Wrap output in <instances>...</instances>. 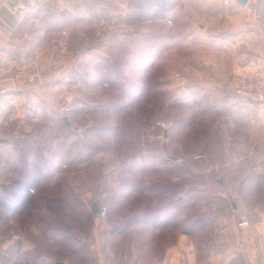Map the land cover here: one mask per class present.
Masks as SVG:
<instances>
[{
  "label": "rangeland",
  "instance_id": "obj_1",
  "mask_svg": "<svg viewBox=\"0 0 264 264\" xmlns=\"http://www.w3.org/2000/svg\"><path fill=\"white\" fill-rule=\"evenodd\" d=\"M196 1L42 0L24 11L22 52L0 76L19 74L18 91L40 92L6 108L12 118L5 128L0 108V138L12 146L2 151L0 142V179L8 176L3 166L9 160L23 165L25 175L16 170V182L27 174L38 180L27 192L35 199L16 204L20 213L0 228V264L6 263L2 243L13 231L38 245L33 261L52 247L72 264L94 263L88 245L158 247L193 226L198 232L190 239L203 245L213 214L232 210L228 192L237 188L247 199L253 188L264 190L254 172L261 155L250 152L258 139L242 130L234 106L233 78L242 72L226 68L232 52L218 45L227 42L199 38L212 32L206 23L214 15ZM214 76L221 79L216 84ZM30 159L41 171L27 164ZM245 160L251 168L239 166ZM162 162L169 166L160 168ZM13 183L3 192L16 199L24 190ZM93 199L107 206L99 214L109 227L100 241L93 236L96 214L88 212ZM169 206L172 228L159 232L151 216ZM135 213L146 225L142 232L133 227L135 219L113 231ZM67 230L66 248L59 241ZM155 248L144 253L156 258Z\"/></svg>",
  "mask_w": 264,
  "mask_h": 264
},
{
  "label": "crops",
  "instance_id": "obj_2",
  "mask_svg": "<svg viewBox=\"0 0 264 264\" xmlns=\"http://www.w3.org/2000/svg\"><path fill=\"white\" fill-rule=\"evenodd\" d=\"M116 1L120 2V0ZM196 2L205 11H209L211 15H214L211 22L206 23V28H213L212 32L207 33L204 31L197 35L202 38L201 40L209 38L217 41V44L220 40L227 42L218 46L228 48L232 52L230 61L226 63V68L228 67V70L233 72L231 74H238L257 67L264 71V0H250L246 7L235 3L224 5L222 0H198ZM11 4L12 0H0V71L15 64V53L22 52L20 51L22 49L21 35L18 31L23 16L22 14H14L10 9ZM215 78L217 77L214 76L215 84L221 80ZM39 92L37 89L29 92L18 91L4 97L0 103L3 128L12 118L11 114L6 112V108L14 104L17 105L23 102L22 100L31 102L32 97L23 99L24 96L27 93L31 96L33 93ZM236 101L237 104L234 106L238 107L242 114L240 118L242 130L250 132L252 130V134L258 139L257 144L249 151L261 155V161L256 163L254 172L260 178L258 186H264V101H244L239 98ZM57 118V114H54L51 120L57 122L59 120ZM68 121L69 124H65L66 127L72 124V120L68 118ZM2 137V151L10 150L11 143L6 142L5 135ZM9 154H12V152ZM22 166H14V163H10L9 160L8 162L6 160L3 166L4 172L7 171L8 176L0 179V191H2L0 192V228L13 222V214L15 213L13 210L18 209L16 204L19 207L25 205L30 196L27 194L28 188L21 186L23 180L16 182V179H14L16 170L20 171L19 169ZM168 166V162H162L160 168L164 169ZM235 166H238V164H234L232 168H236ZM239 166L242 168L250 167L246 160ZM107 179V177L104 179L106 184ZM13 182H16V184ZM12 183L15 188L24 190L22 193H17L18 198L16 199L6 195V192H10L7 187H10ZM3 190L6 192H3ZM263 191H256L253 188L255 194L248 196L251 199L243 198L237 188L233 189L232 192H228L227 198L231 202L233 201L232 210L223 209L213 214L208 223V226L212 228L211 236L203 245H198V242L196 243L190 239L192 235H196L198 232L195 228L190 232L185 229L180 230L173 244L168 243L167 245H158V247L155 245L156 248L154 245L146 243H132L127 251H124L125 249L121 250L120 248L116 249L117 247L101 245L99 242V245H88L90 250L96 252L93 264H264ZM221 196L222 198L225 197L222 200L225 201L226 195ZM10 204L14 208L10 207ZM88 212L92 213L89 207ZM171 212L172 209L169 206L161 213L158 212L154 217L151 216V220L156 219L154 226L159 232L172 228ZM95 216L96 225L93 236H96L97 241H100V233L105 230L104 233L107 234L106 229L109 227H107L106 220L100 217L99 214ZM242 219H247L249 225L239 226ZM143 224L145 223L136 222L133 227L137 226L140 233L142 229L146 228V225ZM37 246L31 244L30 240L19 235L17 231H13L2 243L1 250L3 258L6 259L5 264H57L56 261L59 259L53 258L51 250L50 253L47 252L48 249L45 250V254L40 253L33 261L32 257L37 251ZM144 248L151 251L158 248V256L155 258L153 252L152 254L148 251L144 253ZM61 261L72 264L67 260Z\"/></svg>",
  "mask_w": 264,
  "mask_h": 264
},
{
  "label": "built area",
  "instance_id": "obj_3",
  "mask_svg": "<svg viewBox=\"0 0 264 264\" xmlns=\"http://www.w3.org/2000/svg\"><path fill=\"white\" fill-rule=\"evenodd\" d=\"M42 0H12L10 6L14 14L21 15L32 5L39 3ZM226 4H230L231 0H225ZM18 74V73H17ZM34 77L31 76L30 79ZM22 81L20 75L15 76H0V100L2 96L10 91H18L22 89ZM233 87L235 94L241 98L251 101H264V71L261 68H253L238 74L233 78ZM107 193H103L106 197ZM102 213H105L107 206L101 203ZM249 221L242 219L239 226H248Z\"/></svg>",
  "mask_w": 264,
  "mask_h": 264
},
{
  "label": "trees",
  "instance_id": "obj_4",
  "mask_svg": "<svg viewBox=\"0 0 264 264\" xmlns=\"http://www.w3.org/2000/svg\"><path fill=\"white\" fill-rule=\"evenodd\" d=\"M31 163V165H34V162H32V160L30 159L28 162H27V164H30ZM26 167H27V165H26ZM34 168H37V170H39V171H41V167H38V165H36V163H35V165L33 166ZM22 168H23V166H22ZM19 169L20 171H21V173L23 174V175H25V173H23V169ZM27 177V180H25V181H23V183L21 184V186H23V187H25V188H28V190L29 189H31L32 188V186L37 182V178L36 177H32L31 175H26ZM118 195H119V197L120 198H126L127 197V195H125V192H120L119 191V193H118ZM31 196V195H30ZM29 196V198H28V201H27V203H29V201H31V200H34L35 199V195H33V196H31L30 197ZM15 197H17L18 198V195H15ZM39 199H42V197L40 196L39 197ZM140 204V203H139ZM10 207H12V205L10 204ZM12 208H14V207H12ZM12 208H10V209H12ZM111 208V207H110ZM109 208V209H110ZM147 209H148V206H147ZM18 209H15V210H13V211H15V213H20V211H17ZM24 212H26V211H23V213ZM22 213V212H21ZM22 213V214H23ZM28 214H30L31 215V212L29 211V212H27V213H24L23 214V216L25 217L26 215H28ZM136 220L137 222L138 221H140L142 218H141V215H137L136 213L135 214H133V215H131V216H129L127 219H125V221H122L121 222V224L120 225H118L113 231H119V230H123L125 227H127V226H129L131 223H132V220ZM194 228H196V227H194L193 226V229ZM68 231V230H67ZM69 232L70 231H68L67 233H68V235L66 234V236L65 237H63V239L61 240V241H59V244H60V246H62V247H68V245H70L68 242H69ZM54 246H56V245H54ZM51 249V251H52V247H50ZM48 250H49V247L47 248ZM71 250H76V248L75 247H73ZM61 255H62V252L60 251V249H56L55 251H54V253H52V257L53 258H55V259H59V260H64L63 258H61Z\"/></svg>",
  "mask_w": 264,
  "mask_h": 264
},
{
  "label": "water",
  "instance_id": "obj_5",
  "mask_svg": "<svg viewBox=\"0 0 264 264\" xmlns=\"http://www.w3.org/2000/svg\"><path fill=\"white\" fill-rule=\"evenodd\" d=\"M235 2L239 5H247L249 3V0H235ZM63 121L66 125L69 124V121H68V117L66 115H64L63 117ZM0 142H2V139L0 138ZM89 207H90V210L93 214H101L102 213V207H101V204L99 202V200L97 199H93L90 203H89ZM57 264H67L65 263L64 261H61V260H58L56 261Z\"/></svg>",
  "mask_w": 264,
  "mask_h": 264
}]
</instances>
